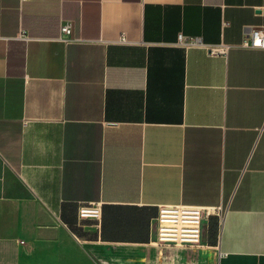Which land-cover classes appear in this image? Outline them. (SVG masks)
Listing matches in <instances>:
<instances>
[{
	"label": "crops",
	"instance_id": "1",
	"mask_svg": "<svg viewBox=\"0 0 264 264\" xmlns=\"http://www.w3.org/2000/svg\"><path fill=\"white\" fill-rule=\"evenodd\" d=\"M64 22L82 41H58ZM256 26L264 0H0V264H76V239L121 264H264ZM91 203L99 222L77 216ZM179 204L228 212L199 247L155 246Z\"/></svg>",
	"mask_w": 264,
	"mask_h": 264
},
{
	"label": "built area",
	"instance_id": "2",
	"mask_svg": "<svg viewBox=\"0 0 264 264\" xmlns=\"http://www.w3.org/2000/svg\"><path fill=\"white\" fill-rule=\"evenodd\" d=\"M28 0H20L25 2ZM227 24L223 22V27ZM21 41H28L29 37L25 31H21L17 37ZM58 41L67 44L72 41H82L73 36L71 22H64L60 25ZM116 44H126L124 36H120ZM177 45L183 48L198 47L206 48L211 54L225 55L231 48L227 45L215 47L205 46L200 38L184 36L179 34ZM240 47L248 49H264V27L256 26L249 28L244 34ZM228 207L217 206H194V205H172L159 206L154 220V238L152 244L155 246L176 247V248H196L201 246L203 223L206 218L215 217L219 226L224 222ZM77 216L80 220H93L99 222L101 219L100 204L80 205L77 210Z\"/></svg>",
	"mask_w": 264,
	"mask_h": 264
},
{
	"label": "rangeland",
	"instance_id": "3",
	"mask_svg": "<svg viewBox=\"0 0 264 264\" xmlns=\"http://www.w3.org/2000/svg\"><path fill=\"white\" fill-rule=\"evenodd\" d=\"M75 240V239H74ZM77 246L82 249L78 250V258L76 264H121V261L125 257L122 252L115 250L113 247L100 245V244H88L81 243L79 240H75Z\"/></svg>",
	"mask_w": 264,
	"mask_h": 264
}]
</instances>
